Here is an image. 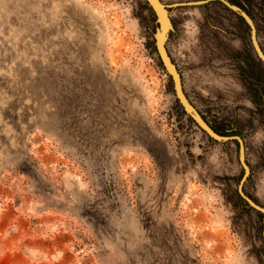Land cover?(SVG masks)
<instances>
[{
	"label": "rangeland",
	"instance_id": "rangeland-1",
	"mask_svg": "<svg viewBox=\"0 0 264 264\" xmlns=\"http://www.w3.org/2000/svg\"><path fill=\"white\" fill-rule=\"evenodd\" d=\"M220 1L169 7L166 48L264 207V62ZM155 27L144 0H0V264H264L238 140L182 112Z\"/></svg>",
	"mask_w": 264,
	"mask_h": 264
},
{
	"label": "water",
	"instance_id": "water-1",
	"mask_svg": "<svg viewBox=\"0 0 264 264\" xmlns=\"http://www.w3.org/2000/svg\"><path fill=\"white\" fill-rule=\"evenodd\" d=\"M148 6L150 7L151 11L154 14L155 19V33H154V39H155V50L158 55V59L160 61V64L162 65L163 69L166 71L168 76L171 80V87L172 91L174 93L175 99L177 100L178 104L184 111V113L202 130L204 131L210 138L217 140V141H224L229 140L232 138H236L238 140L239 144V161L243 168V176L238 183V191L242 197H244L247 201V203L264 213V207L259 206L256 204L252 199H250L247 195H245L242 191V184L243 181L246 179V177L249 174V166L245 162L244 157V146L243 141L239 136H233V135H223L219 132L215 131L211 125L200 115V113L197 111V109L194 107L192 102L187 97L184 89L183 84L181 80V75L179 73V70L177 69L175 63L173 62L172 58L170 57L167 48H166V28L170 25V18L168 15V8L171 6H177V5H199L207 3L211 0H191V1H185V2H175L171 5L163 3L161 0H144ZM225 5L228 7L234 9L239 13H243V16L245 19H247L251 23L252 27V42L254 47L256 48L257 55L263 60L264 62V53L260 49V46L256 39V29L255 25L252 21V19L249 17V15L241 9L239 6L231 4L228 2V0H221ZM239 13V14H240ZM262 236L264 238V228L262 230Z\"/></svg>",
	"mask_w": 264,
	"mask_h": 264
},
{
	"label": "trees",
	"instance_id": "trees-1",
	"mask_svg": "<svg viewBox=\"0 0 264 264\" xmlns=\"http://www.w3.org/2000/svg\"><path fill=\"white\" fill-rule=\"evenodd\" d=\"M247 2H248V4H252V2H250V0H246ZM221 2V1H220ZM236 2V1H235ZM210 3V2H209ZM224 6H226L223 2H221ZM237 3V2H236ZM261 3L263 4L264 3V0H262L261 1ZM145 4H146V6L150 9V7L148 6V4L145 2ZM237 5H239L240 7H242L244 10H246V5H245V3H244V1L243 0H240V2L237 4ZM227 7V6H226ZM241 8V9H242ZM261 12H263V14H264V9H261V8H258ZM234 12L236 13V14H239L237 11H235L234 10ZM240 15V18H242L243 19V21H245V18L241 15V14H239ZM250 16V15H249ZM251 17V16H250ZM246 23V25L248 26V28H249V24L247 23V22H245ZM254 23V22H253ZM263 23H264V21H263ZM256 29V28H255ZM256 39H257V35H256ZM258 41V40H257ZM258 44H259V42H258ZM259 46H260V44H259ZM260 49L262 50V48L260 47ZM263 52V51H262ZM264 53V52H263ZM260 59V58H259ZM161 65V64H160ZM161 67H162V65H161ZM163 68V67H162ZM177 101V100H176ZM178 103V102H177ZM180 106V105H179ZM180 109L182 110V108L180 107ZM182 112L184 113V111L182 110ZM207 121V120H206ZM213 128V127H212ZM214 129V128H213ZM215 130V129H214ZM215 131H217V130H215ZM218 132V131H217ZM220 133V132H219ZM221 134V133H220Z\"/></svg>",
	"mask_w": 264,
	"mask_h": 264
},
{
	"label": "bare ground",
	"instance_id": "bare-ground-1",
	"mask_svg": "<svg viewBox=\"0 0 264 264\" xmlns=\"http://www.w3.org/2000/svg\"><path fill=\"white\" fill-rule=\"evenodd\" d=\"M116 23L118 24V21H116Z\"/></svg>",
	"mask_w": 264,
	"mask_h": 264
}]
</instances>
